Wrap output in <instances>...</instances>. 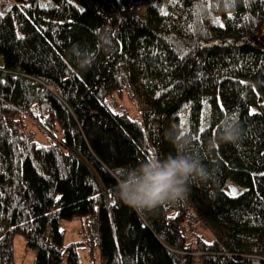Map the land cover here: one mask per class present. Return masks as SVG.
Here are the masks:
<instances>
[{
    "label": "trees",
    "instance_id": "obj_1",
    "mask_svg": "<svg viewBox=\"0 0 264 264\" xmlns=\"http://www.w3.org/2000/svg\"><path fill=\"white\" fill-rule=\"evenodd\" d=\"M262 28L264 0H0V264H14L17 234L36 264H62L60 221L97 211L102 264H194L191 252L203 264H264ZM122 70L143 125L106 103ZM206 95L205 129L171 127ZM24 118L58 120L63 140L39 144ZM226 120L242 129L235 144L219 139ZM173 132L191 138L211 179L138 213L115 197L116 172L174 155ZM228 180L246 189L227 193ZM200 224L213 243L188 242Z\"/></svg>",
    "mask_w": 264,
    "mask_h": 264
},
{
    "label": "rangeland",
    "instance_id": "obj_2",
    "mask_svg": "<svg viewBox=\"0 0 264 264\" xmlns=\"http://www.w3.org/2000/svg\"><path fill=\"white\" fill-rule=\"evenodd\" d=\"M118 1L122 4V0ZM214 2L217 5L219 4V0H214ZM222 8L224 9V6H221L218 10L216 8L214 13H212V16H220ZM256 42L264 47V28L257 33ZM1 63H3L2 58H0V64ZM208 98V95L201 98L198 102L200 106L198 109L197 103H188L185 108L180 111L178 121L173 122L171 127L182 126L184 130L181 131V134H184L186 131L185 128L191 126L193 122L196 123L198 121L199 128L201 130L205 129L211 123L210 107L207 102ZM106 103L110 106L112 111L116 113L125 111L130 118L143 125V118L137 99L133 94L124 70H122L120 76V87L106 98ZM255 111L256 108L253 109V112ZM41 119L43 120L44 117L42 116ZM23 121L28 136L39 144H57L64 138V129L58 120L49 126H41V124L36 123L35 120H30L29 118H24ZM245 189V187L236 185L232 180H228L225 188L226 192L230 194H234L235 190L238 193H242ZM60 227L64 233V258L62 264H68L70 250L67 249V247L71 244L76 245L79 264H102L99 244L100 223L98 211L88 216L76 217L73 220L62 219L60 221ZM199 236L207 243H213L215 241V235L212 230L200 224L192 231V233L187 234L188 242L191 245H195L194 242ZM188 255L194 257V264H203L200 252H191ZM13 257L14 264H36V253L27 247L25 237L20 234L14 236Z\"/></svg>",
    "mask_w": 264,
    "mask_h": 264
},
{
    "label": "clouds",
    "instance_id": "obj_3",
    "mask_svg": "<svg viewBox=\"0 0 264 264\" xmlns=\"http://www.w3.org/2000/svg\"><path fill=\"white\" fill-rule=\"evenodd\" d=\"M79 59L81 67L87 68V57L81 53ZM223 128L220 140L235 144L242 139V129L237 122L226 120ZM169 141L174 146V155H153L136 166L116 172L115 197L138 213L186 200L191 184L211 179L208 166L192 151L190 137L173 132L169 133Z\"/></svg>",
    "mask_w": 264,
    "mask_h": 264
},
{
    "label": "water",
    "instance_id": "obj_4",
    "mask_svg": "<svg viewBox=\"0 0 264 264\" xmlns=\"http://www.w3.org/2000/svg\"><path fill=\"white\" fill-rule=\"evenodd\" d=\"M206 44H203L202 47H204Z\"/></svg>",
    "mask_w": 264,
    "mask_h": 264
},
{
    "label": "flooded vegetation",
    "instance_id": "obj_5",
    "mask_svg": "<svg viewBox=\"0 0 264 264\" xmlns=\"http://www.w3.org/2000/svg\"><path fill=\"white\" fill-rule=\"evenodd\" d=\"M257 36V35H256Z\"/></svg>",
    "mask_w": 264,
    "mask_h": 264
}]
</instances>
